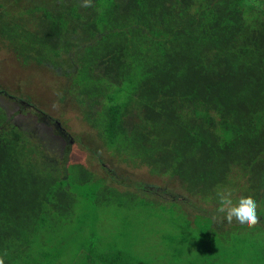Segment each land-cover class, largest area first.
I'll return each mask as SVG.
<instances>
[{
	"label": "trees",
	"instance_id": "obj_1",
	"mask_svg": "<svg viewBox=\"0 0 264 264\" xmlns=\"http://www.w3.org/2000/svg\"><path fill=\"white\" fill-rule=\"evenodd\" d=\"M63 1L0 0V39L26 62L53 67L71 62L82 44L84 69L74 82L80 97L95 99H77L103 114L102 141L93 149L176 176L192 198L213 206H193L200 213L190 221L180 196L165 200L161 190L159 202L146 201L81 166L39 160L38 145L0 108V264H264V0H91L83 8V0ZM94 63L127 87H96ZM110 92L121 103L107 108L97 94L109 105ZM134 108L142 123L129 136L121 122ZM59 133L69 140L61 127ZM222 190L233 204L236 196L255 201L256 223H225L216 211ZM135 205L173 216L157 234L162 261L131 250L128 215L119 224L123 245L82 239L102 216L114 210L120 217ZM78 245L83 257L67 258Z\"/></svg>",
	"mask_w": 264,
	"mask_h": 264
},
{
	"label": "rangeland",
	"instance_id": "obj_2",
	"mask_svg": "<svg viewBox=\"0 0 264 264\" xmlns=\"http://www.w3.org/2000/svg\"><path fill=\"white\" fill-rule=\"evenodd\" d=\"M71 1L64 0L59 5L63 7ZM78 6L80 8L85 7L84 3ZM87 6H91V0ZM58 8V5L53 7L55 11ZM98 9V5L89 7V11L96 12ZM23 18L19 19L16 16L12 19L15 22H19ZM83 52L84 48L81 44V47L76 48L69 55L72 58H69L71 62L66 63L60 60L57 67L52 65L39 66L32 60L26 62L21 51L19 52L6 39H0V108L3 109L6 117L13 125L29 135L30 140L38 145V153H36L38 157L36 156V158L41 160L45 156L55 157L58 166L63 164V162H65L64 166L66 167L81 166L92 176L94 175L101 179L104 185L114 187L121 193L130 192L136 194L139 198L146 201L159 202L155 196L161 190L166 192L163 195L165 200L169 198L170 200H175V196H180L185 203L182 209L186 212L190 221H192L194 215L200 213L193 211L191 209L193 206L205 210L204 212H210L208 209L213 206V203L207 205L205 199L192 198L186 192V189L182 187L181 180L178 177H162L159 171L153 169L154 166L142 165V163L141 166L136 164L134 166L131 160L123 162L122 156H110L111 150L104 146V148L98 150L101 156L98 155V151L93 149L97 142L101 143L102 141L99 137L101 134L97 123L102 121L103 114L96 115V110H100L99 107L88 108V104H83L82 101L79 102L80 100L77 99V97H80L78 95L80 86L74 82V77L79 73L80 69L81 71L84 69V62L81 63ZM76 54L79 56V62L75 58ZM92 66H94L92 76L96 78V87H102V85L107 87L117 86L122 87V90L124 89L123 87H127L124 85L122 78V80L115 79L116 81L113 83L111 82L112 78L108 77L107 74L105 75L101 68H97L95 63ZM90 69L87 70L89 71ZM105 91L107 90L105 89ZM86 95L84 94L80 99L85 101L95 99H89ZM97 96L104 105L105 103L107 104V108L116 107V105L121 103L119 98L112 97L111 92L109 105V99L105 95L99 96L97 94ZM134 100L138 101V98L134 96ZM137 111L138 108L129 110L125 116L126 118L121 122L122 130L126 133L128 132L129 136L132 135L133 130L136 131L141 128L142 118H139L140 115ZM41 113L48 114L51 118H54V124L44 122ZM60 127L68 134L69 140L60 135ZM113 177L119 179V181L114 180ZM142 184L152 186V188L146 192L140 191ZM236 198L238 199L239 196H236ZM127 210L122 212L123 215L120 217L115 216L116 212L114 210L102 216L94 232L91 229H86L84 234L81 235L82 239H94L93 241L98 242L106 238L108 242L116 240L119 246L123 245L125 241H121V236L118 237V230L121 229L119 224L128 215L131 226L134 229V232L129 236L131 241L134 242L131 250L138 252L137 254L140 258H145L146 255H149L155 259L158 257L162 261L159 258L161 256L160 253L155 248L160 240L157 234L162 230L168 229L166 227L168 224L165 221H171L173 216L162 215L161 207L154 208L151 211L149 207L142 209L135 205L131 206L130 210ZM92 233L95 235L93 236ZM79 249L80 245L73 250H68L66 257L75 259L80 254L83 257L84 250L80 249L81 252L78 253ZM192 253H194V250Z\"/></svg>",
	"mask_w": 264,
	"mask_h": 264
},
{
	"label": "clouds",
	"instance_id": "obj_3",
	"mask_svg": "<svg viewBox=\"0 0 264 264\" xmlns=\"http://www.w3.org/2000/svg\"><path fill=\"white\" fill-rule=\"evenodd\" d=\"M90 0H83L84 6L89 4ZM218 207L217 212L223 215L225 223H235L237 226H252L257 221V204L255 201L246 198L236 199L233 204L231 193L227 190L216 193Z\"/></svg>",
	"mask_w": 264,
	"mask_h": 264
}]
</instances>
